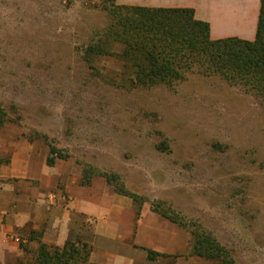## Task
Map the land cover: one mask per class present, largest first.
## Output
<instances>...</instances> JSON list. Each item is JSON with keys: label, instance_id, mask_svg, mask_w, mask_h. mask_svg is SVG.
<instances>
[{"label": "rangeland", "instance_id": "1", "mask_svg": "<svg viewBox=\"0 0 264 264\" xmlns=\"http://www.w3.org/2000/svg\"><path fill=\"white\" fill-rule=\"evenodd\" d=\"M105 5L0 0V102L18 115L0 126V159L7 160L0 166H48L54 146L68 155L56 160L57 172L81 173L84 163L116 172L151 209L160 202L211 231L237 264H264L261 99L195 71L172 87L122 86L124 68L115 56H98L91 66L82 60L85 45L110 22ZM121 49L116 43L110 50ZM1 181L6 190L14 180ZM92 183L110 186L101 177ZM25 208L33 220L32 204ZM173 224L191 247L188 230ZM31 230H43L44 242V219L37 228L32 222L16 228L3 242V264L33 257L38 240ZM189 252L156 261L214 264Z\"/></svg>", "mask_w": 264, "mask_h": 264}, {"label": "trees", "instance_id": "2", "mask_svg": "<svg viewBox=\"0 0 264 264\" xmlns=\"http://www.w3.org/2000/svg\"><path fill=\"white\" fill-rule=\"evenodd\" d=\"M105 5L110 22L97 40L88 42L82 60L89 66L101 55H113L124 68L122 86L128 89L172 87L195 71L203 76H216L232 86L240 85L247 93L261 99L264 105V0H261L256 35L253 41L237 37L210 39L207 22L194 18L190 8H152L118 5L108 0ZM122 49L114 53L112 45ZM17 107H5L0 102V126L18 118ZM166 149L162 142L158 146ZM56 147L50 146L46 164L67 159ZM7 160L0 159V165ZM94 177H101L115 193L132 199L139 214L145 198L130 191L121 176L113 171L99 170L84 163L79 184L89 186ZM152 211L164 219L188 230L191 235L189 254L214 264H237L231 250L196 221H189L170 206L160 202ZM43 230H31L30 239L38 240L33 257L19 264H94L90 261L91 246L80 238L67 240L61 246L40 240ZM166 256L148 250V259Z\"/></svg>", "mask_w": 264, "mask_h": 264}, {"label": "crops", "instance_id": "3", "mask_svg": "<svg viewBox=\"0 0 264 264\" xmlns=\"http://www.w3.org/2000/svg\"><path fill=\"white\" fill-rule=\"evenodd\" d=\"M118 5L190 8L207 22L210 39L237 37L253 41L261 0H115ZM79 170L57 172L54 166H0V264L8 258L3 242L16 228L44 219V242L61 246L80 238L91 246L94 264H157L148 250L166 256L190 249L184 234L144 203L139 214L132 199L103 184L81 186ZM31 183V185L29 184ZM3 191L8 196L3 201ZM14 205L12 206V204ZM32 204L33 220L25 206ZM8 234V235H7ZM14 240H17L16 238Z\"/></svg>", "mask_w": 264, "mask_h": 264}]
</instances>
